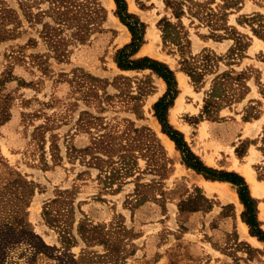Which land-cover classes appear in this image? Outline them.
I'll return each mask as SVG.
<instances>
[{
    "label": "rangeland",
    "instance_id": "obj_1",
    "mask_svg": "<svg viewBox=\"0 0 264 264\" xmlns=\"http://www.w3.org/2000/svg\"><path fill=\"white\" fill-rule=\"evenodd\" d=\"M125 1L146 25L133 57L175 71L169 123L207 166L252 171L264 230V0ZM113 3L0 0V264H264L235 186L161 135L165 82L117 66L132 35Z\"/></svg>",
    "mask_w": 264,
    "mask_h": 264
},
{
    "label": "trees",
    "instance_id": "obj_2",
    "mask_svg": "<svg viewBox=\"0 0 264 264\" xmlns=\"http://www.w3.org/2000/svg\"><path fill=\"white\" fill-rule=\"evenodd\" d=\"M114 1L116 4L115 14L119 17L120 21L128 27L132 35L130 42L116 50L114 60L117 66L125 70L149 69L165 82L166 91L153 104L154 115L161 124L162 131L175 143L176 148L181 152L182 162L187 167L192 168L206 179L227 181L235 186L239 200L244 207L241 212L242 220L248 225L250 234L264 242V230L261 228L257 218V199L251 196L244 177L234 171L217 170L205 165L200 157L191 150L183 133L169 123L168 110L173 105L174 99L179 92L175 71L170 68L167 63L158 59L149 56L133 57L144 42L145 23L142 22L137 15L127 11L125 0ZM166 4L169 5L170 2L166 0ZM181 14L182 11L176 13V16L179 17ZM159 24L163 32V39L166 41L169 35L168 27L173 25H171L170 21L167 19H162ZM255 33L258 34L256 31ZM259 36L264 39V33L261 35L259 34ZM204 57L207 59V55H204ZM182 64V69L188 74L193 83L196 84L200 82L204 72L197 68L192 61L190 62L187 59H184ZM204 65L205 64H203V66ZM212 92L213 91L210 92L209 98L213 97L214 94H212ZM209 98L204 99L202 112L206 114L210 111H214L211 107L215 101Z\"/></svg>",
    "mask_w": 264,
    "mask_h": 264
},
{
    "label": "bare ground",
    "instance_id": "obj_3",
    "mask_svg": "<svg viewBox=\"0 0 264 264\" xmlns=\"http://www.w3.org/2000/svg\"><path fill=\"white\" fill-rule=\"evenodd\" d=\"M113 0H109V5H112L113 6ZM178 79H179V82L182 84V83H184V78L181 76V75H179L178 76ZM183 87V86H182ZM179 103V102H178ZM177 104V103H176ZM174 108V107H173ZM172 112V111H171ZM172 114V113H171ZM161 135L163 136V138L164 139H166L165 141H166V144H167V146L169 147V148H172L173 147V141L172 140H170L165 134H162L161 133ZM202 137V136H201ZM245 174H246V176H247V179H248V181L250 182V186H251V191L252 192H257L258 193V184H257V182L255 181V179H254V176H253V174H252V171L251 170H246L245 171ZM207 183H209V182H207ZM215 183H219V182H212L211 184H206V187H207V189H209V190H212V189H216L217 188V184H215ZM221 183V182H220ZM226 185H228L227 183H226ZM223 189V188H222ZM221 189V191H223L224 189H228L227 187L226 188H224L223 190ZM227 194H228V192H227ZM234 196H235V198H237V194L235 193L234 194ZM243 230H244V232H246V227L243 225ZM254 241L256 240V239H254V238H252Z\"/></svg>",
    "mask_w": 264,
    "mask_h": 264
},
{
    "label": "crops",
    "instance_id": "obj_4",
    "mask_svg": "<svg viewBox=\"0 0 264 264\" xmlns=\"http://www.w3.org/2000/svg\"><path fill=\"white\" fill-rule=\"evenodd\" d=\"M127 11H128V8H127ZM129 12V11H128ZM140 19V18H139ZM146 26V25H145ZM139 50V49H138ZM171 68V67H170ZM177 80V79H176ZM178 87V86H177ZM179 90V89H178ZM180 92H178V94H179ZM178 94H177V96H176V98L178 97ZM175 98V99H176ZM175 99H174V101H175ZM185 138V137H184ZM189 145V144H188ZM190 147V146H189ZM192 150V149H191ZM197 155V154H196ZM201 159V158H200ZM202 160V159H201ZM205 164V163H204ZM206 165V164H205ZM239 174V173H238ZM240 175H242L241 173H240ZM243 176V175H242ZM244 179H245V177H244ZM203 181L205 182V185L206 184H211L213 181H207V180H205V179H203ZM245 181L247 182V184H248V186H249V184H250V182L248 181V179H245ZM207 182H209V183H207ZM216 182H218V181H216ZM227 182V181H226ZM258 213V212H257ZM258 218V217H257ZM240 220V222H241V224H242V227H243V225L246 227V232H247V225L241 220V218L239 219ZM249 228V227H248ZM249 235V237L250 238H254V239H256L255 241H257V242H259L260 243V240H258V238L256 237V236H253V235H250V234H248ZM253 240V239H252Z\"/></svg>",
    "mask_w": 264,
    "mask_h": 264
}]
</instances>
